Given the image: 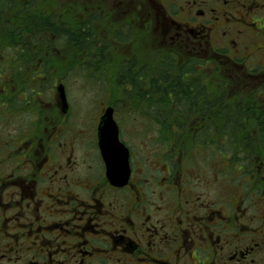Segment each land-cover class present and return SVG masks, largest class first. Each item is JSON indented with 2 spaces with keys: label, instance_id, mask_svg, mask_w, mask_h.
<instances>
[{
  "label": "flooded vegetation",
  "instance_id": "af4514ba",
  "mask_svg": "<svg viewBox=\"0 0 264 264\" xmlns=\"http://www.w3.org/2000/svg\"><path fill=\"white\" fill-rule=\"evenodd\" d=\"M72 15L84 17L76 33L61 19ZM51 22L74 34L84 63L111 66L114 92L139 97L132 111L153 142L125 139L127 107L74 110L69 73L48 83ZM0 39L13 49L0 59L12 64L0 87V264H264V213L252 214L263 202L211 198L224 171L210 178L199 165L231 145L220 130L232 113L241 129L224 160L254 162L239 164L250 179L264 171V0H0ZM164 61L170 82L159 81ZM181 77L193 103L163 105L161 91L173 96ZM109 108L129 152L126 181L108 176L100 148Z\"/></svg>",
  "mask_w": 264,
  "mask_h": 264
},
{
  "label": "rangeland",
  "instance_id": "374dc122",
  "mask_svg": "<svg viewBox=\"0 0 264 264\" xmlns=\"http://www.w3.org/2000/svg\"><path fill=\"white\" fill-rule=\"evenodd\" d=\"M61 19L64 22L63 24H65V26H68L72 29V31H75L80 26L81 21L84 19V17L82 18V16L80 15H72L62 17ZM12 31L13 30H9L8 32H4L3 34H12ZM41 34L43 33L40 32L39 35ZM137 36L138 35L135 34L134 38L136 39ZM48 39L51 42V46H53L48 60L50 67L48 83H57L59 82V79L65 77L66 73H69L68 76L64 78V81L67 87L68 95L70 97L71 105L74 107V110L81 111L83 114H85L86 112L91 111L93 107H103L109 102L114 103L119 107H127L129 115L125 114L124 118H121L123 120V132L125 139L132 144L138 142H153V137H155L157 132L154 133L153 129H147L146 131L143 125L144 122L142 121L141 117L136 116V114L132 112V109L135 106H138L139 108L140 105L144 106V103L140 102L138 96L130 97V99L128 100L125 97H122L116 92H114L113 81L108 75L111 71V66L109 64H96L97 67H95L92 63H84V61L79 57L83 56L84 54H82V52L79 53V51H75V47L68 40L61 37V33H56V31L53 33L50 31ZM1 40L3 39H0V42ZM144 40L146 41L145 47L150 44L149 40L152 41L151 37L149 36L146 37ZM7 41L8 40H3V43H1L0 45L1 60V56L4 55H6L9 59L11 51L13 52V49L8 47L12 43ZM6 48L10 50H7ZM8 62L9 61L6 60V63ZM11 66L12 64L10 63L8 65H6L5 63L0 64V67H2V69H6V67H8L9 69L7 71V76L3 75L5 77H1L0 75V87L6 84V80L8 79V74L10 73ZM78 66L79 68L77 69L76 67ZM36 69L37 67H32V73H27L29 75L32 74L29 78L28 76L25 78L28 79L25 81L29 84L30 82L33 83V81H31L32 79L34 80L36 78L33 75V73H36ZM152 70L153 69H151V71ZM90 76L92 78H90ZM174 109L175 107L173 108V110ZM120 111L122 110L120 109ZM120 115L122 116V112L120 113ZM88 117L91 118V115L88 114ZM12 123L13 122L11 120H8L4 123V126L6 128L2 130L3 134L9 133L10 130L13 129ZM162 130L168 133L167 136L169 137L170 129L169 131L168 129ZM143 131L148 132V134L145 136V134H143ZM209 133V135H211V130ZM142 135L146 138H143ZM182 136H185V134H183ZM178 138V143H182L180 142V140L182 139L181 135H179ZM197 144L199 143L197 142ZM165 148H167V146H165ZM211 148L213 147L211 146L210 149ZM198 150H200V148H198ZM233 150L234 149L231 148V146L228 144L222 145L221 148H213L209 151L213 155L209 154L208 156H205V159L200 161L199 163L202 171L207 174L210 178L212 176L211 172L214 170V168H216L217 170L224 171L221 173V175L219 173V181L218 183L214 184L210 191L211 198L225 201L237 200L238 198H241L243 204L247 207H251L256 200H259L258 202L262 201V205H259L255 211L253 210L252 214H255V212L257 211L258 213L260 212L261 216H263L264 196L263 194L256 195V192L259 191L256 189V186L260 187V185H262L263 183L264 188V171L262 170L258 172V176L256 177L260 181L257 182V180L255 184L258 185H255L252 181L256 177H252L253 179H250V176H247L240 171L241 167L239 164H241L242 166L244 165L246 167L249 163L248 161L246 162L242 160H224L226 154L231 153V151ZM253 163L254 162H252V164L248 166H252ZM245 181L253 185V187L244 183ZM242 210H244V208H242Z\"/></svg>",
  "mask_w": 264,
  "mask_h": 264
},
{
  "label": "water",
  "instance_id": "95a60500",
  "mask_svg": "<svg viewBox=\"0 0 264 264\" xmlns=\"http://www.w3.org/2000/svg\"><path fill=\"white\" fill-rule=\"evenodd\" d=\"M58 93L66 112L68 111L69 105L63 84L58 86ZM99 140L101 152L107 164L108 176L114 180L117 176L122 174L123 180L126 181L128 179V169L119 170V166L128 165L129 152L125 145L120 142L119 128L113 118L112 108L106 111L101 120Z\"/></svg>",
  "mask_w": 264,
  "mask_h": 264
},
{
  "label": "trees",
  "instance_id": "16d2710c",
  "mask_svg": "<svg viewBox=\"0 0 264 264\" xmlns=\"http://www.w3.org/2000/svg\"><path fill=\"white\" fill-rule=\"evenodd\" d=\"M36 19V18H35ZM39 19V18H38ZM53 25V23L51 22V29H50V31L51 32H55L56 31V33H58L57 32V29H56V27H54V26H52ZM66 29H68V27L66 26L65 27ZM72 30V29H71ZM38 32L36 31V30H34V34H37ZM62 35H61V37H63V38H65V36H66V40H71V39H73V41L76 39L75 37H74V34H65V32L63 31L62 33H61ZM80 39V38H79ZM77 40V39H76ZM52 47V46H51ZM171 63H173V62H171ZM174 64V63H173ZM171 66H172V64H171ZM171 66H170V63L169 62H163L162 63V74H163V77H162V80H159L160 82H170V79H169V76H167V74L168 73H170L172 70H170V68H171ZM184 72V71H183ZM179 84H180V86L179 87H181V90H179V91H177L173 96H169L168 94H166L165 92H163L164 90H162L161 91V103L163 104V105H190V103L193 101V98H192V96L190 95V94H188V93H186V90H188V88H187V86L184 84L185 83V81L183 80V78L181 77L180 79H179V82H178ZM178 87V88H179ZM177 88V89H178ZM212 98V97H211ZM218 99H220V98H217L216 99V101L215 102H211L210 104H214V103H218ZM191 101V102H190ZM193 103V102H192ZM132 112H135L136 114H138L140 117H142V119H144V120H146V117H144L142 114H141V112H139V111H132ZM169 115V114H168ZM230 115V117H228V122H227V124L222 128V130H220V131H222V133L225 135V136H228V137H231L232 139H231V142H230V146L232 147V148H234L235 146V140H233V138L238 134L237 132H239L240 131V129L241 128H239L240 126L235 122V121H237L238 122V120H239V118H238V116H236L235 114H233L232 115V113H230V114H228L227 116H229ZM232 115V116H231ZM165 116H166V114H165ZM241 120L243 119V117H244V114H242L241 115ZM212 119V118H211ZM230 123H232V124H230ZM211 130V132L212 131H214V130H217L216 128H212V129H210ZM164 133H165V135H166V132L164 131V130H162ZM243 146V145H242ZM237 161H239V160H237ZM249 162V161H248ZM251 164V163H250Z\"/></svg>",
  "mask_w": 264,
  "mask_h": 264
}]
</instances>
